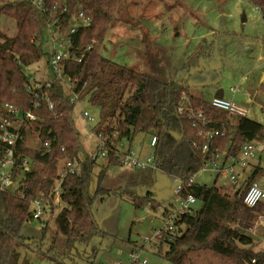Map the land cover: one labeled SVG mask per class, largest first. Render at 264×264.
Listing matches in <instances>:
<instances>
[{
    "label": "trees",
    "instance_id": "trees-1",
    "mask_svg": "<svg viewBox=\"0 0 264 264\" xmlns=\"http://www.w3.org/2000/svg\"><path fill=\"white\" fill-rule=\"evenodd\" d=\"M35 1L0 2V19L9 16L17 28L16 35H4L0 41V118L9 116L2 109V105L7 103L22 111H32L37 117L36 120L25 119L20 124L23 141L15 148L17 156L32 160V169L23 172L21 167L15 166L16 179L21 176L18 187L12 190L0 187V264H32L27 257H22L21 252L22 249L39 247L33 245L35 242L27 241L22 233L24 226L34 220L32 201L51 194L62 158L79 161L82 141L75 127V105L62 83L51 79L53 86L41 91L37 100L39 106L35 107L36 100L28 90L31 76L26 69L45 55L43 31L47 19L62 16L63 31H66L71 16L80 10L90 17L91 24L79 28L73 35L74 59L64 62L65 74L77 80L80 100H87L99 108L97 133L104 132L109 141L114 138L116 144L125 142L128 146L141 133L156 136L154 157L158 169L181 180L178 194L182 199L191 194L202 202L201 208H192L175 221L177 228L174 232L166 231L171 237L160 242L158 254H162L170 264H201L200 258L208 259V256L218 259L220 264H264V250H256L258 243L249 233L264 213V202L256 207L244 203V194L251 185L258 182L264 185L262 157L253 165L244 183L232 187L237 197L222 186L192 181L204 164L205 139L192 125L193 119L180 113L179 107L186 95L196 111L205 112L210 120L207 128L224 133L214 138L209 158L218 154L224 160L238 156L245 143L264 140V124L218 109L210 101L190 94L186 80L161 81L105 57L101 48L115 21L121 0H42L46 15L35 7ZM252 2L264 17V0ZM44 95L53 102V109L49 108ZM105 123L107 126L102 128ZM30 135L39 145L37 151L31 150ZM46 141L51 143L50 152L41 148ZM62 147H65V152ZM117 151L116 146H109L107 167L122 166ZM5 154L6 149L0 148V161L5 160ZM96 162L90 158L81 163L78 174L64 178L61 184L63 206L58 213L54 207L51 209L54 216L56 213L57 231L67 238L69 251L77 244H91L96 237L110 236L100 227L93 213V206L99 199L121 193L128 194L138 208L150 205L157 210L160 206L152 188L141 195L128 193L126 189H105L102 177L98 178V187L93 192L91 182ZM142 171L154 174L156 170ZM136 185L133 175L128 187L133 189ZM165 244L167 247L161 252ZM94 250L98 251L97 248ZM206 264L214 262L210 260Z\"/></svg>",
    "mask_w": 264,
    "mask_h": 264
},
{
    "label": "rangeland",
    "instance_id": "rangeland-1",
    "mask_svg": "<svg viewBox=\"0 0 264 264\" xmlns=\"http://www.w3.org/2000/svg\"><path fill=\"white\" fill-rule=\"evenodd\" d=\"M194 18L200 21L190 26L189 22ZM16 33L15 21L9 16L2 17L0 41L2 36ZM43 35L45 55L26 69L33 82L55 79L49 65L53 47L47 27ZM101 53L161 81L188 80L190 93L208 101L222 89L226 99L247 108V117L264 124V84L260 83L264 75V17L252 0H121ZM232 88L237 91L233 92ZM84 111L95 120L84 117ZM73 114L82 141L78 161L81 164L103 150L102 134L95 129L100 121V110L85 100L74 107ZM106 126L107 123L102 128ZM151 137L149 133H141L131 145L143 160L154 154ZM111 140L115 143L114 138ZM218 160L221 164L225 162L222 157ZM107 164L108 157L97 159L91 182L93 192L100 177L105 189H126L128 193L141 195L152 188L154 198L160 204L158 209L154 210L150 205L138 208L128 194L113 193L104 200L99 199L93 206V213L100 227L110 236L96 237L87 246L77 244L71 251L66 236L57 231L55 220L46 223L32 220L24 226L22 233L27 241L35 242L33 245L39 247L22 249L23 258L27 257L32 264H132L130 253L137 251L141 260H148L147 264H170L158 250L160 242L171 237L162 231L168 211H178L182 201L173 188L174 177L160 169L153 174L128 165L107 167ZM60 168H63V161H59L58 172ZM133 175L137 185L132 189L128 183ZM20 180L21 176H18L10 190L16 189ZM193 180L202 185H222L231 195L235 194L234 189L223 185L233 186L235 181L220 176L212 164L201 169ZM62 206L55 212L58 213ZM201 206L202 202H198L193 208ZM263 216L264 213L249 232L258 243L256 250H264ZM146 236L151 241H145ZM164 247L167 245H163L161 252ZM207 258H200V263L213 260L214 264H220L212 256Z\"/></svg>",
    "mask_w": 264,
    "mask_h": 264
},
{
    "label": "built area",
    "instance_id": "built-area-1",
    "mask_svg": "<svg viewBox=\"0 0 264 264\" xmlns=\"http://www.w3.org/2000/svg\"><path fill=\"white\" fill-rule=\"evenodd\" d=\"M35 7L44 15L47 14V10L42 7V0H36ZM258 9L260 10L259 7ZM90 24L91 19L83 10H80L71 16L70 25L66 31H63L62 16L57 17L54 20L47 19L46 22V27L49 29L51 34V44L53 47L49 65L54 72L55 79L62 83L71 103L75 106L82 102L80 100L81 91L76 90L77 80L72 79L65 74L64 62L67 59H74V55L72 53L73 35L79 28L88 27ZM81 60L82 59H78V61ZM52 86L53 83L51 81L33 82V80L30 79L28 90L31 93V96L36 100L34 104L35 107L39 106L37 100L41 96V91L49 89ZM232 90L233 92L237 91L235 88H232ZM43 98L49 104V108L53 109L54 104L51 99L47 95H44ZM210 102L214 107L225 110L231 114L247 116L248 111L245 106L238 105L236 102L228 100L225 97H214ZM2 109L6 110V113L9 115L8 117L0 118V148L6 149L5 160L0 161V187L5 190L14 187L17 182L16 173L14 172L15 166L21 167L23 172H28L32 169V160L29 157H23L21 155L17 156L15 148L19 142L23 141L20 124L24 122L25 119L36 120L37 117L32 111H22L17 106L9 103L2 105ZM179 112L182 114L184 113L193 119L192 125L199 129V134L205 139V144L203 146L205 158L202 169L208 168L209 165L212 164L219 171L220 176L229 178L231 181L236 182L239 176L238 168H245L249 166L252 160L257 159L259 149H261V152L264 153V140L248 142L243 145L238 156H231L221 164L219 160L217 161V159L220 157L223 158V156L218 154L215 158H209L208 153L214 138L219 135H224V133H220L215 129H208L207 125L210 120L207 119L205 112L196 111L191 100L186 95L182 98ZM83 115L92 121L95 120L87 111H84ZM101 134L103 150H101V153L98 152L95 154L92 159L97 160L99 157H108L109 146H116L118 148L117 153L120 155L122 165L132 166L137 170H158L154 154L143 160L140 158L139 153L132 149L131 146L125 144V142L116 144L113 141H109V137L104 132H101ZM156 143L157 137H151V146L153 149L155 148ZM41 148L47 152L52 150L51 143L49 141L42 143ZM61 150L65 152V147H62ZM17 160H20L19 165L16 164ZM60 161H63V168L59 169L58 177L55 179L54 188L51 194L48 197H39L32 201V215L34 220L47 222L54 217L51 209L53 207L58 209L62 205L61 184L64 178L69 174H78L80 172V163L70 159L69 157L62 158ZM14 175L15 180H13ZM191 180L194 181L193 178ZM180 189L181 184L176 187V191L179 193ZM237 196L238 195H236V197ZM261 202H264V185L255 183L251 185L244 194V203L249 207H256ZM196 203H198L197 198L191 194L182 199L180 209L178 211L168 212V218L166 219V224L162 231L169 230L170 232H174L177 228L175 221L180 219L183 214L191 210L193 205ZM261 218L263 220L264 216ZM161 234L162 232L158 234V237L161 236ZM145 241L149 242L151 240L146 236ZM130 260L132 264L148 263L147 259L141 260L137 251H132V253H130Z\"/></svg>",
    "mask_w": 264,
    "mask_h": 264
},
{
    "label": "crops",
    "instance_id": "crops-1",
    "mask_svg": "<svg viewBox=\"0 0 264 264\" xmlns=\"http://www.w3.org/2000/svg\"><path fill=\"white\" fill-rule=\"evenodd\" d=\"M200 14H202L201 12H200ZM199 14V15H200ZM3 17H5L6 18V16H3ZM7 21V20H6ZM197 21L199 22L200 20L197 18V19H193L192 21H190L189 22V25L190 26H192V25H196L197 24ZM47 81H49V80H47ZM186 81H188V80H186ZM263 81H264V75H262V77L260 78V83H262V84H264L263 83ZM189 84V83H188ZM190 89V88H189ZM190 92V91H189ZM246 95H248V93L247 92H244ZM191 94V93H190ZM224 97H225V95H224ZM204 99V98H203ZM206 100V99H205ZM208 101V100H207ZM211 101V100H210ZM264 153H262L261 152V154L260 155H258V158L257 159H254V160H252L251 162H250V164H249V166H247V167H245V168H238V173H239V176H238V179H237V181L233 184V186L234 185H236V184H239L238 182H239V180L241 181V184H243V181H242V179L245 181L246 180V178L249 176V174H250V172H251V169H252V167H253V165H256L258 162H259V159L261 158V157H263L262 155H263ZM139 155H140V153H139ZM141 156V155H140ZM224 161H226V159L224 160ZM138 171H142V170H138ZM174 180V184H175V182H176V180H177V178H174L173 179ZM241 184H239L238 186H240ZM223 185H226L227 187H233V186H230V185H227V184H223ZM220 186H222V185H220ZM174 188V187H173ZM202 207V206H201ZM200 207V208H201ZM165 211H168V210H165ZM165 211H163V217H164V212ZM168 212H170V211H168ZM52 220H55V218L53 217L51 220H49V221H47V222H50V221H52ZM41 222H43V221H41ZM44 223H46V222H44Z\"/></svg>",
    "mask_w": 264,
    "mask_h": 264
},
{
    "label": "water",
    "instance_id": "water-1",
    "mask_svg": "<svg viewBox=\"0 0 264 264\" xmlns=\"http://www.w3.org/2000/svg\"><path fill=\"white\" fill-rule=\"evenodd\" d=\"M215 97L223 98L224 97V91L222 89L218 90V92L216 93ZM4 111L6 112V110H4ZM29 141H30L31 150L37 151L38 150V144H37V142L35 141V139L31 135L29 137ZM16 164L19 165L20 164V160H17ZM13 180H15V175L13 176ZM180 184H181V180L177 179L173 187L176 188Z\"/></svg>",
    "mask_w": 264,
    "mask_h": 264
}]
</instances>
